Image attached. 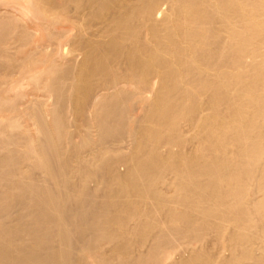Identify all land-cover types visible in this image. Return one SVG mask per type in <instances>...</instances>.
Returning <instances> with one entry per match:
<instances>
[{
    "label": "bare ground",
    "instance_id": "6f19581e",
    "mask_svg": "<svg viewBox=\"0 0 264 264\" xmlns=\"http://www.w3.org/2000/svg\"><path fill=\"white\" fill-rule=\"evenodd\" d=\"M0 264H264V0H0Z\"/></svg>",
    "mask_w": 264,
    "mask_h": 264
}]
</instances>
